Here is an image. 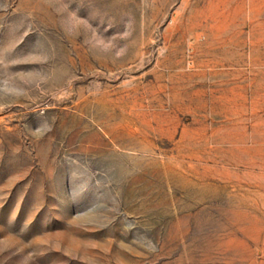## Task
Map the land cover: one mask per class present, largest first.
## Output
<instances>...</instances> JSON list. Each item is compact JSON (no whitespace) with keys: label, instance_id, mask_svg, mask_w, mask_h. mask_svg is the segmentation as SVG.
I'll return each instance as SVG.
<instances>
[{"label":"rangeland","instance_id":"1","mask_svg":"<svg viewBox=\"0 0 264 264\" xmlns=\"http://www.w3.org/2000/svg\"><path fill=\"white\" fill-rule=\"evenodd\" d=\"M0 264H264V0H0Z\"/></svg>","mask_w":264,"mask_h":264}]
</instances>
